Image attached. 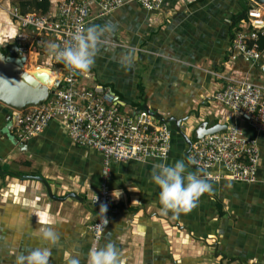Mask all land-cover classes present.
<instances>
[{
	"label": "crops",
	"instance_id": "obj_1",
	"mask_svg": "<svg viewBox=\"0 0 264 264\" xmlns=\"http://www.w3.org/2000/svg\"><path fill=\"white\" fill-rule=\"evenodd\" d=\"M53 4L55 12L56 0ZM242 5L241 0H166L162 10L146 11L128 2L88 23L107 24L112 32L110 46H101L94 65L80 74L82 85L103 86L127 113L144 110L156 118L178 119L191 114L194 124L196 119L238 122L257 141L261 153L260 182H213L212 192L179 216L162 212L160 189L151 178L155 165L179 160L197 174L185 162L187 147L177 135L167 160L114 164L110 191L116 213L99 247L115 243L121 264H218L215 255H226V263L264 264V132H256L214 99L222 86L212 75L215 71L264 85L259 62L228 57L232 16ZM14 6L16 0H0V49L17 35V24L9 14ZM129 52L135 57L130 68L121 63ZM29 60V66H52L47 50L31 54ZM13 117L14 112L0 103V264H15L17 255L46 246L35 235L37 219L50 222L60 236L49 264H68L76 254L86 264L92 249L90 226L97 219L92 198L100 187L102 154L75 145L60 121L22 142ZM212 172L227 174L222 166ZM38 178L50 186L52 196Z\"/></svg>",
	"mask_w": 264,
	"mask_h": 264
},
{
	"label": "built area",
	"instance_id": "obj_2",
	"mask_svg": "<svg viewBox=\"0 0 264 264\" xmlns=\"http://www.w3.org/2000/svg\"><path fill=\"white\" fill-rule=\"evenodd\" d=\"M128 2L138 3L148 11H158L165 4V0H56L55 12L53 9L46 15L35 12L23 14L19 6L9 10L17 24L15 41L20 51L28 54V62L31 54L47 50L51 65L64 72L60 88L46 103L14 112L12 119L18 139L28 141L41 134L51 122L60 121L68 129L75 145L90 147L102 154L100 187L92 198L97 212V219L90 226L92 248L100 246L116 213L110 191L113 165L130 161L144 163L149 159L167 160L172 150L173 133L170 125L149 111H122L117 97L103 86L82 85L80 74L72 75L50 54L47 40H51V45L64 47L72 35L78 29L86 28L93 18H102ZM94 9L97 11L95 16ZM260 35H264V6L253 3L248 20L240 24L228 48V57L236 59L243 56L248 61L259 62L264 55L257 43ZM212 74L222 80V86L214 96L215 101L256 132H264V85L248 78H235L225 71ZM188 158L203 170V177L208 182L223 179L247 184L260 182L259 145L238 125L195 141ZM217 166H222L227 174L212 172Z\"/></svg>",
	"mask_w": 264,
	"mask_h": 264
},
{
	"label": "clouds",
	"instance_id": "obj_3",
	"mask_svg": "<svg viewBox=\"0 0 264 264\" xmlns=\"http://www.w3.org/2000/svg\"><path fill=\"white\" fill-rule=\"evenodd\" d=\"M111 32L112 27L107 24L80 28L72 35L66 46L52 44L49 51L72 75L82 74L88 72L94 65L101 46H110ZM134 59V54L129 52L122 56L121 63L130 68ZM151 178L160 189L158 198L161 210L165 214L171 212L179 216L190 212L202 195L213 190L212 184L206 178L188 171L183 160L176 161L173 165L165 163L155 165ZM37 225L35 235L46 246L36 247L27 255H17L15 264H49L52 249L59 244L60 236L48 221L42 222L37 219ZM68 264H81L79 254L72 256ZM86 264H121L120 251L111 241L103 247H93L87 253Z\"/></svg>",
	"mask_w": 264,
	"mask_h": 264
},
{
	"label": "water",
	"instance_id": "obj_4",
	"mask_svg": "<svg viewBox=\"0 0 264 264\" xmlns=\"http://www.w3.org/2000/svg\"><path fill=\"white\" fill-rule=\"evenodd\" d=\"M251 1L264 6V0ZM27 63L28 54L20 51L16 41L0 49V103L13 112H23L26 109L38 107L46 103L55 91L60 88L64 79V72L59 67L39 64L29 66ZM259 64H261V72L264 74V59H261ZM25 66L28 68L27 70H25ZM35 67L36 70L34 72L29 71ZM41 69H45L49 73H46L47 71H39ZM51 74H54V77L57 76L54 82H52ZM191 116L189 114L186 117L178 119L176 117L166 118L165 116L158 115L157 118L163 123L174 125L176 133L181 136L188 147L184 155L185 162L203 177V170L189 161L188 153L194 141L200 140L207 135L225 132L229 126V122H216L212 124L209 120H204L199 125L194 126L192 125L194 123L190 125V122H192ZM199 117L198 115L197 118ZM188 130L191 132L188 133ZM38 180L46 186L49 194L52 196L50 186L42 178H38ZM70 195L76 197L74 194ZM215 257L216 260L218 259V264H225L228 261L226 255H215ZM234 263V261H229L226 264Z\"/></svg>",
	"mask_w": 264,
	"mask_h": 264
},
{
	"label": "trees",
	"instance_id": "obj_5",
	"mask_svg": "<svg viewBox=\"0 0 264 264\" xmlns=\"http://www.w3.org/2000/svg\"><path fill=\"white\" fill-rule=\"evenodd\" d=\"M242 1V7L243 9L235 14H233L232 16V24H231V28H230V44L232 43L235 33L238 29H240V24L244 21L248 20V12L252 6V1L251 0H241ZM54 0H17V4L16 6H19L21 8V11L23 14L26 13H31V12H35L38 14H49L52 12L53 10V4ZM257 43L259 44V48L262 52H264V35H260L259 39L257 41ZM138 89L141 93V97L144 95V84L141 82L138 86ZM144 100V98H142L140 100L141 101ZM137 104L132 103L131 106H135ZM142 106L138 105L137 108H141ZM182 142H184L182 140ZM1 167V165H0ZM112 176V174H111Z\"/></svg>",
	"mask_w": 264,
	"mask_h": 264
},
{
	"label": "rangeland",
	"instance_id": "obj_6",
	"mask_svg": "<svg viewBox=\"0 0 264 264\" xmlns=\"http://www.w3.org/2000/svg\"><path fill=\"white\" fill-rule=\"evenodd\" d=\"M195 1V0H194ZM165 2H166V0H165ZM164 2V3H165ZM132 3H135V2H132ZM16 4H17V0H16ZM136 4H138V3H136ZM139 5V4H138ZM140 7H141V5H139ZM141 8H143V7H141ZM144 10H146V11H148L147 9H145V8H143ZM163 9V7H161V9L160 10H162ZM159 11V10H158ZM111 14V13H110ZM109 15V14H108ZM107 16V15H106ZM105 17V16H104ZM103 18V17H102ZM31 72H34V71H31ZM215 72H217V71H215ZM213 75V74H212ZM217 80H219L220 81V83H221V79L219 78V77H216V76H214ZM232 114H233V112H231ZM233 115H235V114H233ZM194 116V115H193ZM186 117V116H185ZM192 117V116H191ZM198 117V116H197ZM192 119V118H191ZM196 120H198V121H195V124H192V123H194V122H190V125L192 124V125H194V126H197V125H199L201 122V120L200 119H196ZM206 120V119H205ZM192 121V120H191ZM235 121V120H234ZM212 123V122H211ZM221 123H223V122H221ZM232 125H238V122L236 123V122H234V123H230L229 122V126H228V128L230 127V126H232ZM238 126H240V125H238ZM171 127V129H172V133H173V138H172V147H173V143H174V137L177 135L180 139L179 140H183L182 138H181V136H179L177 133H176V131H175V128H172V127H174V126H170ZM227 128V129H228ZM227 131V130H226ZM191 131L190 130H188V133H190ZM184 141V140H183ZM197 141V140H196ZM195 142V141H194ZM185 143V142H184ZM186 145V144H185ZM186 147H187V145H186ZM187 150H188V147H187ZM187 150H186V152H187ZM172 151V150H171ZM185 152V153H186ZM189 154V153H188ZM189 159V158H188ZM260 160H261V153H260ZM190 161V160H189ZM191 162V161H190ZM192 163V162H191ZM193 164V163H192ZM194 165V164H193ZM197 173V175H199V173L198 172H196ZM200 176V175H199ZM224 180V179H223ZM226 180H228V179H226ZM209 183H213V182H209Z\"/></svg>",
	"mask_w": 264,
	"mask_h": 264
},
{
	"label": "bare ground",
	"instance_id": "obj_7",
	"mask_svg": "<svg viewBox=\"0 0 264 264\" xmlns=\"http://www.w3.org/2000/svg\"><path fill=\"white\" fill-rule=\"evenodd\" d=\"M52 75V77H54V74H51ZM51 77V78H52ZM55 78H57V76L55 77ZM53 80L55 81V79L53 78ZM54 81H52V82H54ZM244 122V121H243ZM240 129L245 133V131L240 127Z\"/></svg>",
	"mask_w": 264,
	"mask_h": 264
}]
</instances>
